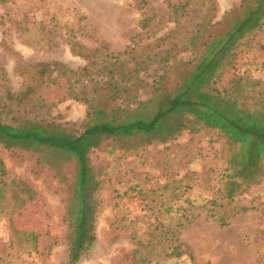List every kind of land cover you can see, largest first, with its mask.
Segmentation results:
<instances>
[{
  "label": "rangeland",
  "instance_id": "rangeland-1",
  "mask_svg": "<svg viewBox=\"0 0 264 264\" xmlns=\"http://www.w3.org/2000/svg\"><path fill=\"white\" fill-rule=\"evenodd\" d=\"M185 1L0 0V69L18 92L30 83L34 64L58 62L75 72L89 66L84 82L78 74L53 73L24 107L32 117L81 128L89 101L108 98L100 90L97 99L87 96L81 92L83 84L93 89L110 77H122L104 68L109 55L122 54L117 64L122 71L149 58L138 73V91L131 93L146 100L175 63L196 58L183 42L209 18L210 2L217 6L212 18L216 23L242 0H192L186 11L176 14L172 6ZM247 36L254 40L252 47L239 49L236 68L226 66L212 84L229 88L235 70H241L259 81L256 89L264 88V24ZM73 43L88 55L97 53L90 58L75 54ZM167 50H172L170 60L160 62ZM119 98L111 102L123 105ZM197 127L198 131L187 129L167 143L141 150L121 149L108 140L90 155L101 182L95 194L97 238L77 264H264V178L248 189L243 183L235 201L250 210L222 224L218 219L228 202L223 172L229 143L221 132ZM0 160L7 171L6 176L0 172V180L9 184L8 199L21 191L16 182L37 193L30 199L22 190L28 203L15 213L14 199L0 202V264H69L65 215L73 168H52L33 153L1 144ZM11 217L18 227L40 234L37 247L21 248ZM176 231L182 243L180 257L166 255L178 243L173 238ZM45 244L51 245L50 252Z\"/></svg>",
  "mask_w": 264,
  "mask_h": 264
},
{
  "label": "trees",
  "instance_id": "trees-1",
  "mask_svg": "<svg viewBox=\"0 0 264 264\" xmlns=\"http://www.w3.org/2000/svg\"><path fill=\"white\" fill-rule=\"evenodd\" d=\"M191 2L186 0L181 5L172 6L174 12L178 14L180 9L186 11ZM216 11V3L211 1L209 18L198 23L191 35H185L183 48L196 53V58L175 63L163 74L159 85L152 89L151 96L146 100H137L131 93L138 91V73L149 58L122 71L117 66L122 54L109 55L110 61L105 63L104 68L114 75L120 72L122 77H110L93 89H86L83 84L81 92L87 96L97 99L96 92L100 90V94L108 98L96 103L89 101L91 108L81 128L32 117L24 107L53 73L57 72L58 76L78 74L79 80L84 82L82 77L89 66L75 72L58 62L34 64L31 66L34 75L30 83L18 92L13 91L7 73L0 69V144L8 149L33 153L38 160L52 168H73L65 215L69 264H77L97 238L95 214L98 201L95 194L101 182L90 155L100 150L108 140L121 149L141 150L153 143H167L187 129L198 131L197 126L217 130L229 143L227 168L223 172L228 202L224 215H220L218 220L226 225L232 217L250 210V207L236 202L235 196L244 182L247 185L243 188L248 189L253 184L261 183L264 178V88L256 89L259 81L241 70H235L229 88L222 89L212 84V80L220 76L226 66L236 68L239 49L252 47L254 40L247 35L263 28L264 0H242L237 8L225 12L221 21L213 23ZM71 48L75 54L87 58L97 53L89 51L88 55L84 47L77 43H73ZM162 54L163 59H156L169 61L172 50ZM112 58H116L115 62ZM134 78L136 81H133ZM126 92L128 95L121 97ZM78 94L75 96L78 97ZM116 96L120 97L123 105L111 102V98ZM0 172L7 175L2 160ZM238 180H242V183ZM16 185L21 191H14L8 199L6 190L9 184L0 180V202L14 199V213L28 203L22 196V190L30 199L37 195L29 185L25 187L24 183L17 182ZM11 220L21 248L29 245L37 247L40 234L20 228L14 224L12 217ZM178 232L173 237L176 242L179 241ZM44 246L50 252L51 245ZM181 247V242L174 244L166 255L180 257L183 254Z\"/></svg>",
  "mask_w": 264,
  "mask_h": 264
}]
</instances>
